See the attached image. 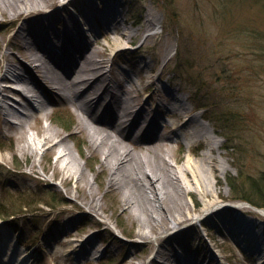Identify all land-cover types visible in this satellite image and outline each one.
<instances>
[{
	"label": "rangeland",
	"instance_id": "rangeland-1",
	"mask_svg": "<svg viewBox=\"0 0 264 264\" xmlns=\"http://www.w3.org/2000/svg\"><path fill=\"white\" fill-rule=\"evenodd\" d=\"M106 1L71 0L60 9V0H50L55 6L53 10L41 9L31 14L30 10H21L20 14L13 15L0 9V90L16 97L15 101L4 99L13 102L10 111L14 109L15 114L5 115L7 105L0 101V203L5 212L17 211L0 218V227L11 233L17 248L11 262L260 264V254L255 248L264 252V216L251 209L244 199L231 197L233 192L227 177L234 178L236 186L243 184L241 186L247 189L249 181L245 182V177L264 173V0H109L111 4L107 7ZM79 7L93 14L89 24L93 33L82 22ZM109 7L115 9L110 16ZM102 12L105 17L99 15ZM71 13L82 22L80 40L89 43L95 39L94 47L102 51L105 48L109 54V76L120 78L126 87L130 84L124 80L123 71H128L139 82L142 78V93L136 94L138 107L148 101L149 94L153 96L156 85L161 94L156 97L159 104L173 103L172 94L184 99L187 110L176 122L177 127L172 130L170 126L159 124L165 134L162 141L171 148L168 155L164 149H155L158 140L148 137V133H139L140 128L117 126L123 133L122 139L131 141L135 151L137 147H152L139 152V157L151 156L159 162H162L160 158H166L173 169L181 171L188 153L199 161L201 152L210 148L213 158L203 172L208 193L195 188L189 174V192L177 191L173 185L165 183L163 191L173 193L168 201L176 202L171 211L182 217L180 221L173 223L166 218L153 223L140 207L129 208L126 198H137L147 204L145 192L134 187L137 190L133 195L125 187L117 188L108 182L109 166L104 164L103 154L92 148L90 136L79 124L80 110L56 92L52 81L42 75L36 61L28 56L19 31H23L29 21L41 18L40 15L52 22L55 15L66 18ZM147 13L157 18L149 26L142 18ZM44 18L42 20H46ZM107 18H115L112 25L135 30V34L126 37L118 31L119 42L110 45L106 39H111L113 34L105 29L104 19ZM258 36L260 41L256 39ZM23 38L30 41L26 36ZM127 42L131 47L120 49ZM144 64L152 67L153 86L144 77L146 71H138ZM14 67L41 83L42 92L38 93L43 95L40 99L46 101L45 110L40 109L37 95L32 96L29 103L23 94L5 85L14 86L18 80L1 76ZM90 93L83 98L88 99ZM149 101L152 102V98ZM100 106L95 107V114L110 118V113H105ZM18 109L26 114L18 113ZM158 109L154 116L156 121L173 120L164 114L163 107ZM46 110L48 123L59 130L56 138L65 137L84 167L83 178H77L75 169L63 168L66 162L58 157V145L48 151L49 143L44 144L38 154L20 149L24 143L21 132L26 137L33 132L39 136L45 133L43 113ZM198 113L201 118L197 121L208 125L212 135L201 125L204 136H196L188 148L183 133L190 128L181 127L180 123L189 117V123L197 126L198 122L191 117ZM234 115L239 118L235 120ZM28 117L32 128H18ZM171 133L180 138L175 140L167 135ZM88 182L93 185L92 194ZM47 192H53L58 198L51 201ZM146 194L152 196L153 193L148 189ZM212 199L214 206L205 210L203 202ZM236 203L244 205L234 206ZM199 213L200 220L192 218ZM62 226L68 228L67 234H62ZM236 227L246 233L239 234L232 229ZM117 231L124 239L115 235ZM87 236L95 240V248L79 241ZM166 238L168 240L164 241ZM255 238L261 241L259 245L255 244ZM62 242L65 246L56 252L53 248ZM21 251L29 255L21 257ZM174 254L185 258L177 262Z\"/></svg>",
	"mask_w": 264,
	"mask_h": 264
},
{
	"label": "bare ground",
	"instance_id": "bare-ground-1",
	"mask_svg": "<svg viewBox=\"0 0 264 264\" xmlns=\"http://www.w3.org/2000/svg\"><path fill=\"white\" fill-rule=\"evenodd\" d=\"M49 1L50 0H0V9L8 10L13 15L20 14L19 12H21V10H24V12L26 10H30L28 13L31 14V11H40L42 8L53 10L55 6H53V4ZM106 2L108 3L106 7L111 4V1L109 2V0ZM114 4L118 5V3H113V5ZM59 7L62 9L64 5L62 4ZM79 8L82 13L80 17L82 22L84 25H88V29L93 33L94 31L91 30V27L89 26L93 14L86 13V10L83 7ZM109 8L110 16L115 12V9L111 7ZM99 15L105 17L103 12L99 13ZM40 17L41 18L39 19L29 21L28 26L24 27L23 31H19L22 36L21 39H23V43L29 52L28 56L36 61V66L38 70L42 72V75L52 81L51 83L53 88L56 89V92L60 95L62 94L63 98L71 102L78 110H80L79 124L90 136L91 141L93 142L92 148L103 154V162L105 165L109 166L111 177L109 178L108 182L114 184L117 188L121 186L125 187L133 195H135V191L137 190L133 189L134 187H138L144 191L146 195L144 197L148 200L147 204L144 201L139 202V199L137 200V198H126V203L130 209L136 206L140 207L142 211L146 212V218H150V220L152 219L153 223L158 222L160 219L163 220L166 218H168L173 223L180 221L182 217L179 214H176V212L174 213L171 211L174 209L173 206H175L173 203L176 202L171 200L168 201L173 193L171 194L170 190L163 191L165 188V183H170L177 191L183 190L184 192H189L191 181H193L195 183V188H198L203 193H208L209 188L205 184V181H203V179L206 178L204 177L203 172H206V164H209L213 158L209 153L210 148L201 152L199 161L192 159L188 153L183 162V170L178 171L172 168V165L167 161L166 158H160L162 162H159L151 156L146 158L145 156L139 157V152H142L143 150H151L152 147H137L138 150L135 151V146L131 143V141H124L121 136L123 133L117 130V128L119 127V124H125L129 129L140 128L139 133H148V137L158 140L154 145L155 149H164V152L166 155H168L171 151V148L170 146L166 145V142L162 141L165 134L160 131L159 124L170 126L172 130L175 129L178 124L176 122L181 119V115L187 110L184 99L171 93L173 103L166 105L161 103L159 104L156 97L157 95L160 96L161 94L158 85H156L153 96L149 94L148 98L146 97L148 101L144 102L138 107V99L136 94L142 93L143 88L140 86L142 78L139 82L135 80L133 75L129 74L128 71H123L122 76H124V80H127L128 84H130L129 87H126L120 81V78L116 76L112 78L109 76L108 67L111 60L109 54L105 51V48L102 51L94 47L93 42H95V39H92L89 43L86 41L82 42L80 40V34L83 32L80 26L82 22L78 20L75 15L71 13L66 18H59L57 15H55L52 22L44 18V15H40ZM43 18L46 20H42ZM142 18L144 19L146 26L153 24V21L157 20V18L153 17V15L149 13H147ZM114 21L115 18L104 19V23L106 24L105 29L112 32L113 34L111 39H106L110 45H115L119 42L120 37L116 35V32L118 31L119 35H124L126 37H131L133 34H135V30L112 25ZM24 36L28 37L30 41L24 40ZM122 45L123 46H120V49L130 47L128 42L125 43V46L124 44ZM36 50L37 52H35ZM73 53L77 55H74ZM151 68L152 67H150V65L144 64L142 69H139L138 71H146L147 74H145L144 77L148 79V84L153 86L155 83L151 78ZM25 71L27 70L25 69L24 72ZM6 75L18 79L17 81H20L21 79V82L23 81L25 87L35 92L38 96L40 109L45 110L46 101L44 98L40 99V97H43V95H41V93L39 95L38 93L40 91L42 92L41 83H39L38 80L36 81L32 76L23 74L16 67L7 69L6 74H2L1 76L8 77ZM5 85L9 86V88L14 87L22 89L19 87V85L15 86L16 84L13 86L12 84L8 85V83H5ZM14 88L13 90H15ZM86 93H90V97L88 99L83 98V95ZM5 98H10L12 101H15L16 97L14 98L0 90V101L2 104L5 103L7 105V109L5 108L6 111L4 114L8 115L9 112L11 114H15L16 111L14 109L10 111V108H12L11 104L13 102L11 103L6 100L4 101ZM151 98L152 102L149 101ZM98 105H101V110H103L105 113H110L111 117L109 116L110 118H108L103 116V118L100 115L95 114V107ZM158 107H163L165 112L164 114L173 120L170 121L166 119L161 122L157 119L156 121V117L154 116H157V110L159 111ZM151 113H154V115ZM43 116L45 117L46 122L44 125L45 133L42 136H39L38 133L34 132L30 133L28 137L23 136V132H21L23 127L32 128L30 117L26 118L24 123L18 126V128L21 127L20 137L24 140V143L20 145V149L38 154L41 152V147L44 144L49 143V146L46 148L48 151L54 150V147L58 145V157H62L66 162L63 168L68 170L75 169L77 178H83V175L85 174L84 167L82 166L81 162L78 161L77 157L71 150L70 145L65 142V137L62 136L59 139L56 138L59 135V130L58 128L52 127L51 124L48 123L47 110L43 113ZM193 117H191V119L197 121V118L200 119L201 115L198 113ZM189 120L190 118L186 117L185 120H181L180 123L181 127L190 128L183 133L187 137L185 139L187 140L186 146L188 148H190L191 142L196 136H204L205 132L202 130L201 125L207 130L209 134L211 133L212 135V130L208 127V125L197 121L198 125L193 126V124L189 123ZM5 121L7 120L5 119ZM167 135L170 137L172 136L175 140L180 138L179 135L175 133ZM132 142L134 141L132 140ZM213 142H215L217 146L220 144L216 140ZM74 165L76 166L75 168L73 167ZM188 174L192 177L191 181L187 178ZM89 189L90 193L92 194L93 185L90 183ZM148 189L153 193L152 196H148L146 194ZM150 197H152V200ZM93 200L94 199L92 197L91 202H93ZM214 201V199L205 200L203 202L204 209H212L210 207L214 206ZM179 203H181V201ZM97 204L98 199L96 201V205ZM235 205L240 207L244 204L236 203L234 206ZM245 206L247 205L245 204ZM251 209L256 210L252 207ZM256 211L264 216V210L259 209ZM200 215L201 213L193 216L192 218L199 220L201 219ZM146 218L141 219L144 220ZM62 229V234H67L69 231L68 228L63 226ZM232 229H234L239 234L246 233L241 227L238 229L237 227ZM167 240V238L164 239V241ZM79 241H81V239ZM260 242L261 241L258 238H255V244L259 245ZM63 244L64 243L62 242L59 247L53 249L56 252H60L62 251L61 247L65 246V244ZM66 244L68 245L69 241H66ZM253 246L254 244L252 247ZM89 248L95 247L94 245H91ZM258 248H255V250H258L260 254L259 262L260 264H264V252ZM26 253V251H21L20 256L26 255L27 257L29 252L27 254ZM16 255L17 248L16 245L14 246L11 233L4 231L2 227H0V264H13L11 259ZM174 256L177 259V262H180L181 259L183 260L185 258V256L180 254H174Z\"/></svg>",
	"mask_w": 264,
	"mask_h": 264
},
{
	"label": "trees",
	"instance_id": "trees-1",
	"mask_svg": "<svg viewBox=\"0 0 264 264\" xmlns=\"http://www.w3.org/2000/svg\"><path fill=\"white\" fill-rule=\"evenodd\" d=\"M263 8H264V6H263ZM256 39L258 41H260L259 36H258V38L256 37ZM233 113L237 114L236 112H233ZM234 118L236 120L239 117L234 115ZM66 128L70 129V127L68 125H66ZM229 148H232V147L229 146ZM227 180L229 181L228 183L231 185L230 186L231 192H233V195L231 197L233 199H244V200L250 202L251 204H253L257 207H264V173H261L258 177H251V178L245 177V182L249 181V183H248L249 186L247 189H245L244 187L241 186L243 184L236 186L235 182H234V178H232V177H227ZM245 182H243V183H245ZM47 197H49V199L51 201L58 198L53 192H51V193L47 192ZM46 203L49 206H51V203L49 201ZM29 204L30 203H28L27 205H29ZM20 205H22V204H20ZM1 206H2V204L0 203V217L9 216L11 214H14V212H17L16 210H11V211L5 212L1 209Z\"/></svg>",
	"mask_w": 264,
	"mask_h": 264
}]
</instances>
